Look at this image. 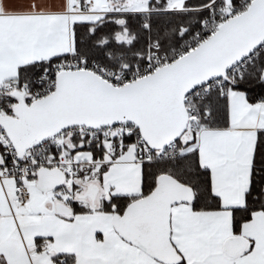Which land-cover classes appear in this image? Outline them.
<instances>
[{"label": "snow or ice", "instance_id": "snow-or-ice-1", "mask_svg": "<svg viewBox=\"0 0 264 264\" xmlns=\"http://www.w3.org/2000/svg\"><path fill=\"white\" fill-rule=\"evenodd\" d=\"M0 264H264V0H0Z\"/></svg>", "mask_w": 264, "mask_h": 264}]
</instances>
